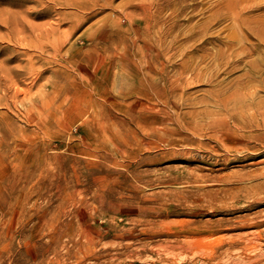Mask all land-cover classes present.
Returning a JSON list of instances; mask_svg holds the SVG:
<instances>
[{"label": "rangeland", "instance_id": "rangeland-1", "mask_svg": "<svg viewBox=\"0 0 264 264\" xmlns=\"http://www.w3.org/2000/svg\"><path fill=\"white\" fill-rule=\"evenodd\" d=\"M258 102L264 0H0V264H264Z\"/></svg>", "mask_w": 264, "mask_h": 264}, {"label": "bare ground", "instance_id": "bare-ground-1", "mask_svg": "<svg viewBox=\"0 0 264 264\" xmlns=\"http://www.w3.org/2000/svg\"><path fill=\"white\" fill-rule=\"evenodd\" d=\"M225 15L226 14H224L223 16H225ZM239 109L242 112L243 117H245L247 119H255V118L258 119V122H256L252 126H250L248 129V130H250V132H249L247 138H250V139L252 138V140H249V139L244 140L243 145L248 146V147H252L258 143H261L262 140L259 137L262 134H264V103L263 104L259 103V102L258 103H247V104H244L243 106H240ZM207 113H210V112H207ZM231 116H232V114H230L229 117H231ZM240 127H242V125ZM255 129H258V131L252 133L253 131H255ZM257 138H259V139H257ZM254 142H255V144H254ZM256 245H258V244H256ZM233 247H235V246H233Z\"/></svg>", "mask_w": 264, "mask_h": 264}]
</instances>
